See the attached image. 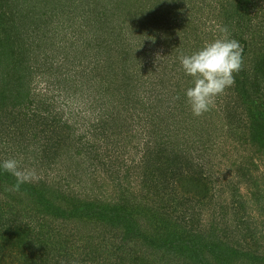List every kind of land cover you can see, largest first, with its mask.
Wrapping results in <instances>:
<instances>
[{
  "label": "trees",
  "instance_id": "obj_1",
  "mask_svg": "<svg viewBox=\"0 0 264 264\" xmlns=\"http://www.w3.org/2000/svg\"><path fill=\"white\" fill-rule=\"evenodd\" d=\"M21 1L12 0L16 7L9 9L5 1L0 0V148H6L8 154L13 144V148L19 149L22 154V146L29 147L33 141L37 146L34 148L37 155L50 165L56 163L57 158L61 157V151L68 147L56 139L54 144L50 143L57 126L66 124L57 119L55 113L47 117L44 109H50L53 102L49 96L50 85L60 80L57 88L62 92L70 91L76 84L72 75L64 77L61 67L57 66L54 71V62L57 64L62 59L67 64V58L71 57L72 52L58 56L59 50H54L57 55L46 57L42 64L46 67L44 71L40 69L38 58L34 59L31 48L33 44L35 46V32L40 29L38 26L28 27L33 23L32 17L30 13H20ZM47 1L46 9L57 11L56 20L48 22L44 19L48 27L52 24L48 31L51 33L52 28L57 26L65 28L67 33H73L68 34L70 38L64 44L54 45L55 49L63 47L69 51L76 50L79 37L82 42L79 47H82L85 59L96 54L95 60L99 64L104 60L108 69L112 68L114 60H118L112 58V51L125 57L122 54L124 49L115 50L112 47L115 41H111L110 36L113 37L114 33L115 39L118 36L120 41L133 42L131 39L140 35L135 33V29H144V39L141 35V38L136 36L133 39L138 43L143 41L142 45L136 42L138 55L128 57L124 66L127 69L126 62L132 63V72L128 74L132 77L137 72L134 68L139 58L145 59L152 70L151 77H147L146 81L156 80L169 88V94L165 97L161 96L160 91L156 95L153 92L149 96L151 105L156 106L155 99L165 105L168 103V117L172 118L171 123L177 117V125H166L167 121L162 126L152 125V134L159 135L156 140L162 148L156 149L157 155L154 150L147 152L149 158L152 155L157 161L162 160L164 166L162 163L159 167L147 170L143 184L131 183L130 177L127 180L119 179L117 194L112 200L82 199L81 195H73L65 190L62 179L43 187L28 181L18 191H11L16 178L6 171H0V195L9 198L5 203H1L0 199V263H4L13 251H17L28 255V264H264V253L260 251V240L255 234L258 229H247L241 225L248 209H256L254 206L261 216L264 214V178L251 176L245 180L252 185V188L249 187L250 197L243 194L239 187L245 184L244 178L238 180V186H232L227 194L218 187L215 182L218 180L215 177L212 179L210 164L204 163L211 149L208 144L212 145L214 139L209 135L218 134L219 137V133L231 139V146L245 148V153L240 152L239 155H242L244 162H250L253 170L259 168V162L264 160V40L259 39L261 33L264 37V0H229L218 14L220 34L236 39L240 44L242 66L234 74V84L217 96L210 110L200 116L193 115L185 95L193 84V78L185 73L179 78L176 69L169 67L167 61L153 62L150 60L151 53L146 52L147 46H152L150 40L153 37L159 39V33H162L158 42L169 40L171 31L177 28V22H186L184 17L175 19V15L162 10L159 11L163 13L162 17L150 13L155 9L154 1L156 7L165 9L166 4L170 7L172 2L92 0L93 3L88 7L89 13H80L84 0ZM190 3H193L192 7ZM174 5L175 10L200 13L195 0H174ZM113 7L117 10L115 15L107 13L109 9L112 12ZM127 15L132 16L128 24L111 30L108 22L112 16L122 18L121 22L125 24L127 20L123 16ZM253 18H260L259 24L249 35L241 33L240 30L245 29L247 24L248 29L253 27ZM133 24L135 26L131 30ZM224 29H227L226 33ZM129 41L126 43L131 48ZM164 43L167 45L168 42ZM92 48L96 50L95 53ZM177 48L170 50L166 46L165 55L161 56L168 57L171 54L179 61ZM182 53L185 54L184 51ZM157 66L163 67L159 70ZM165 69L168 75L162 72ZM72 70L77 69L73 67ZM126 78L128 80L129 77ZM46 79L49 88L41 95L37 85L46 82ZM157 114L156 111L153 121L148 122L154 123ZM220 120L223 123L218 127L216 121ZM202 121L208 124L202 127ZM106 124L104 120L95 127L104 129ZM34 129H39L36 139H33ZM190 135L195 137V146L200 141L204 142L199 147L202 155L193 154L190 148L183 149L174 143ZM82 139L80 136L79 142ZM218 145L223 144L218 141ZM255 155L260 161L255 160ZM235 166L236 163L232 168ZM244 168L237 167L236 170L247 171ZM21 198L30 200L34 207L41 203L48 209L46 215L50 213L47 216L53 211V220L62 222L57 225L46 219ZM231 213H234V218ZM8 214L11 216L6 220ZM205 214L207 218L204 219ZM44 221L48 226H43ZM58 227L62 229L58 231ZM107 236H112V240L104 241Z\"/></svg>",
  "mask_w": 264,
  "mask_h": 264
},
{
  "label": "rangeland",
  "instance_id": "obj_2",
  "mask_svg": "<svg viewBox=\"0 0 264 264\" xmlns=\"http://www.w3.org/2000/svg\"><path fill=\"white\" fill-rule=\"evenodd\" d=\"M4 1L5 6L9 9L16 7L14 6V2L12 3V0ZM89 1L84 0V2H82L80 13H89L88 7L93 3L92 0ZM167 1L172 2V5L169 7L166 4V9L156 7V1H154L153 3L155 5L153 6L155 9H152L150 13L162 17L163 13H159V11L162 10L170 15H175V19H178V17H184L186 22H177V28L172 31L168 28V30L172 32L170 33L171 38L169 40L161 41V43L158 42L161 40L160 36L162 33H159L160 35L158 34L159 39L157 36L153 37V40H150L152 46L151 44L148 45L146 52L151 53L152 59L150 60L153 62H156V60L157 62L162 60L167 61V65L169 67L171 66L173 70L176 69L178 77L181 78L184 75V71L180 64V57L191 55L193 52L204 47L205 44L220 38V33L222 32L218 25V14L221 13L223 6L227 5L229 0H195V4H198V10H200V13L198 11H196V13H185L184 10H175L174 0ZM45 5H48L47 0H22L20 3L22 11L20 13H30L33 23L31 22L28 27L38 26L40 29V31L35 32L36 39L34 40L35 46L33 44L34 48L33 46L31 47L34 51V59L36 60L38 58L40 69L44 71L46 65L42 64L46 57L57 55V53H54V50H59L58 56L72 52L71 57L67 58V64H65L62 59V61L60 60L59 62L55 59L57 64L54 62V71L58 66L61 67L60 71L63 73L64 77L66 75H72L73 80L75 79L76 81V88L74 86L70 91L67 90L61 92L57 88L60 86V80L56 81L54 78H51L54 82L56 81L54 85H50L51 90L49 96L52 98L53 102L50 109H44V114L47 117H51L55 113L56 118L66 124L63 126H57L58 128L57 130H54L53 140H51L50 143L53 142L54 144V140L56 139L59 143L63 141L68 147H64L65 149L59 154L61 157L57 158L58 161L50 165L47 164L48 162L41 160L37 155L34 149L37 146L35 143H32L33 141H31L29 147L25 148V146H22V154L19 153V149L16 147L13 148V144L12 148L7 152L8 154H6V148H0V159L3 161L15 159L18 162L19 169L30 174L31 179L29 182L38 184L40 187L49 186L51 185V182L62 179L65 190L70 191L73 195H81L82 199H88V201L93 199L112 200L117 194L119 179L125 178L127 180V177H130L131 183L135 182L143 184V181L147 178V175H144L148 174L147 170L149 171L155 167H159V165L163 163L162 160L157 161L152 155L149 158L147 150H154V153L157 155L156 149L162 148L156 140V138H159V135L153 136V128L151 127L152 125L162 126L164 121H167L166 125L175 127L177 125L175 122L178 118H173V123H171L172 118L168 117L166 109L169 108V104L167 103L165 105L161 101L153 99L154 101H157L156 106H153L151 105V99L149 96H151L153 92L156 95L157 91H160L161 96L165 97L169 94V88L168 86H162L156 80H151L149 82L146 81L147 77H151L150 73L152 70L151 66L147 64L144 58H139L135 68L133 64L132 67L134 70L136 69L137 72H135L132 77L131 75H128L132 72L130 66L132 63L126 62V65H128L126 69L124 61L128 60V57L130 56L136 57L138 55L136 52L138 41L133 40L137 35L131 39L133 42L129 40L120 41L118 36L117 39H115L114 33L112 34L113 37L110 36L109 39L115 41L112 46L115 50L119 48L125 50L122 53L125 57L116 51H112V58H117L118 60H114V64L110 69H108V64L106 65L104 60H102L103 65L99 64L97 59L95 60L96 54L91 58L89 57L88 59H85L82 53V47H79L82 43L79 37L77 40L78 50L69 51L68 48L65 47V49H63V47L55 49L56 45H62L64 44V41L69 40L70 36L68 34L71 35L73 33H67L65 28L57 26L56 28L54 26L50 33L48 30H50L52 24H49L48 27L47 23H44V19H47L48 22L52 19L56 20L55 13H57V11L54 9L49 11L46 9ZM184 6L190 9L188 4H185ZM190 6L192 7L193 3H190ZM116 12L117 10L115 7L112 8V12L110 9L107 11V13H112L113 15H115L114 13ZM253 13L256 12L254 11ZM131 17L132 16L129 15L123 16L127 22L122 24V18L112 16V18L109 19L110 22H108L112 28L111 30H114L118 26L128 24L129 21L132 20ZM144 18L148 17L144 16ZM53 22L56 24L55 21ZM259 22L260 18H253V27L248 29L247 27L249 24H247L245 29L242 30L240 28V32L249 35L250 31L255 28ZM134 26V24L133 26L131 25V30L134 29ZM124 30L127 29L125 28ZM135 30H137L135 33L140 34L144 39V29L139 28ZM195 32H197V34ZM139 36H137V38H141ZM146 39L148 38H145V40ZM259 39L264 40L262 33L259 35ZM126 41L131 43V48L128 47L129 45ZM142 42L143 41H140L138 44L142 45ZM164 42H168L167 45ZM45 46H48V48H45ZM166 46L170 50L178 47L177 49L180 55L179 61L178 59H175L176 57L171 56V54H169L168 57L161 56V54L165 55L164 49ZM95 51L96 50L92 48V52L95 53ZM183 51L185 54L182 53ZM50 59L53 61L52 58ZM60 62H62L61 66ZM135 62L136 61H134V63ZM73 67H76L77 70L75 71L80 75L72 70ZM157 67L160 70L163 66ZM124 69H126L125 74H123ZM162 72H166L167 75L169 74L167 69ZM56 75L54 76L55 78ZM126 76L129 77L128 80H126ZM167 78L170 80L169 77ZM46 80V82L43 81L37 85L41 95L42 93L45 94L49 88L48 79ZM186 86L188 87V85ZM136 95L138 96L136 97ZM46 110L50 111L48 112ZM156 111L158 112V116L156 115L154 123H151L153 121L152 119L155 118L154 113ZM104 120H106L107 123L103 127L104 129L99 126L95 127L97 123H102ZM150 120L151 122L149 123L148 121ZM210 122L211 121H209V123ZM222 123V120L218 122L216 121L218 127H220ZM36 124H38V122ZM207 124V122L202 121L201 125L203 127ZM34 130L36 131L33 134V139H36L39 129ZM80 136L83 138L81 142L78 140ZM217 136L218 134L209 135V137L214 138L213 144L215 145L208 144L211 149L205 158L207 160L204 159V163H209L211 166V172L213 173L211 174L213 175L212 179L215 177V179L218 180L215 181L218 184V187L222 188V190L226 191L228 194L232 190L231 187H237V181L244 178L243 181L246 185L243 184L239 187L243 194L250 197L249 189L252 188V185L247 184L248 182L246 181L251 176V178H264V160L259 162V168L253 170V166L250 162H244V159L242 160L241 158L242 155H239L240 152L241 154L245 153V148L236 147L237 145L235 147L231 146V139L227 138V135L224 136V134L219 133V137ZM215 137L217 138L215 139ZM39 138L40 137H38V140ZM42 140L40 141V144H42ZM218 141L223 145H218ZM159 142L161 141L159 140ZM202 142L203 141L198 142V146H195V137L190 135L187 138L179 139L174 143H178L183 149L190 148V152L193 154L202 155V151L199 149ZM168 150L171 151V148H168ZM246 153L248 152L246 151ZM255 158H257L255 160L260 161L258 156L255 155ZM234 163H236V166L232 168ZM162 166H164V163ZM204 167L209 168L206 165ZM237 167H245L244 169L247 171H237ZM107 169H110V171H107ZM208 173L210 175L209 171ZM245 173L246 175H244ZM132 186L135 187L134 185ZM0 199L2 201L1 203H5L9 198L0 195ZM21 199L31 205L30 200ZM32 206L33 205H31V207ZM254 207L256 209L252 211H250L251 208L250 210L248 209V213L244 215L245 219L242 220L243 224L241 225L247 229H250L251 227L258 229L255 234L260 240V251L264 253V214L261 216L257 207ZM34 208L46 219L55 222L57 225L62 222V220L60 222L53 220V211H49L51 212V215L47 216L50 213L46 215L48 209L41 203L40 205H35ZM231 214L232 218H234V213ZM10 216L11 215L8 214L6 220H8ZM205 218H207L206 214L204 215V219ZM45 224L46 222L44 221L43 226ZM61 229L62 228L59 227L57 228L58 231ZM111 237L112 236H107V239L104 241L112 240ZM106 243L107 242H105V244ZM28 259L26 253L13 251L6 261L0 264H28Z\"/></svg>",
  "mask_w": 264,
  "mask_h": 264
},
{
  "label": "clouds",
  "instance_id": "obj_3",
  "mask_svg": "<svg viewBox=\"0 0 264 264\" xmlns=\"http://www.w3.org/2000/svg\"><path fill=\"white\" fill-rule=\"evenodd\" d=\"M180 64L185 75L193 78L192 86L185 93L187 103L193 115L200 116L210 110L217 96L234 84V74L242 66V49L236 39L225 35L205 44L191 55L181 56ZM0 171H6L16 178L11 191H18L21 185L31 179L29 173L19 169L15 159L0 163Z\"/></svg>",
  "mask_w": 264,
  "mask_h": 264
}]
</instances>
